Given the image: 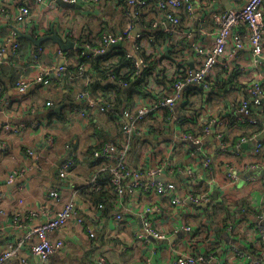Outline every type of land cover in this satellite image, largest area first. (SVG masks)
<instances>
[{"label":"clouds","instance_id":"9594fccd","mask_svg":"<svg viewBox=\"0 0 264 264\" xmlns=\"http://www.w3.org/2000/svg\"><path fill=\"white\" fill-rule=\"evenodd\" d=\"M0 264H264V0H0Z\"/></svg>","mask_w":264,"mask_h":264}]
</instances>
